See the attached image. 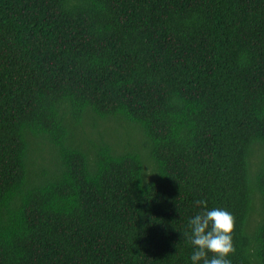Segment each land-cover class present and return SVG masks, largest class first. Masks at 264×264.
Instances as JSON below:
<instances>
[{"label":"trees","instance_id":"16d2710c","mask_svg":"<svg viewBox=\"0 0 264 264\" xmlns=\"http://www.w3.org/2000/svg\"><path fill=\"white\" fill-rule=\"evenodd\" d=\"M198 201L264 264V0H0V264H189Z\"/></svg>","mask_w":264,"mask_h":264},{"label":"clouds","instance_id":"9594fccd","mask_svg":"<svg viewBox=\"0 0 264 264\" xmlns=\"http://www.w3.org/2000/svg\"><path fill=\"white\" fill-rule=\"evenodd\" d=\"M205 211L189 218L185 234L191 252L189 264H231L230 257L236 249L233 241L235 216L227 209L207 210L203 201H198Z\"/></svg>","mask_w":264,"mask_h":264}]
</instances>
